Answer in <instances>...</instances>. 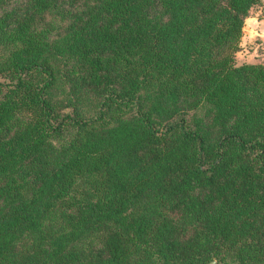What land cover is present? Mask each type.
I'll use <instances>...</instances> for the list:
<instances>
[{
	"label": "trees",
	"instance_id": "1",
	"mask_svg": "<svg viewBox=\"0 0 264 264\" xmlns=\"http://www.w3.org/2000/svg\"><path fill=\"white\" fill-rule=\"evenodd\" d=\"M261 0H0V264H264Z\"/></svg>",
	"mask_w": 264,
	"mask_h": 264
},
{
	"label": "crops",
	"instance_id": "2",
	"mask_svg": "<svg viewBox=\"0 0 264 264\" xmlns=\"http://www.w3.org/2000/svg\"><path fill=\"white\" fill-rule=\"evenodd\" d=\"M260 48L264 50V2L262 1L251 9L246 19L241 51L237 53V58H243L244 62H257Z\"/></svg>",
	"mask_w": 264,
	"mask_h": 264
},
{
	"label": "rangeland",
	"instance_id": "3",
	"mask_svg": "<svg viewBox=\"0 0 264 264\" xmlns=\"http://www.w3.org/2000/svg\"><path fill=\"white\" fill-rule=\"evenodd\" d=\"M239 51H241V49L239 50ZM245 52V51H244ZM242 59V60H241ZM257 62H259V61H264V50H263V48H260L259 50H258V56H257ZM238 62L239 63H243L244 61H243V58H240V57H238Z\"/></svg>",
	"mask_w": 264,
	"mask_h": 264
},
{
	"label": "water",
	"instance_id": "4",
	"mask_svg": "<svg viewBox=\"0 0 264 264\" xmlns=\"http://www.w3.org/2000/svg\"><path fill=\"white\" fill-rule=\"evenodd\" d=\"M206 264H228V263H226L224 261H218V260L214 259V260H212V261H210V262H208Z\"/></svg>",
	"mask_w": 264,
	"mask_h": 264
},
{
	"label": "built area",
	"instance_id": "5",
	"mask_svg": "<svg viewBox=\"0 0 264 264\" xmlns=\"http://www.w3.org/2000/svg\"><path fill=\"white\" fill-rule=\"evenodd\" d=\"M262 2H264V0H261Z\"/></svg>",
	"mask_w": 264,
	"mask_h": 264
}]
</instances>
